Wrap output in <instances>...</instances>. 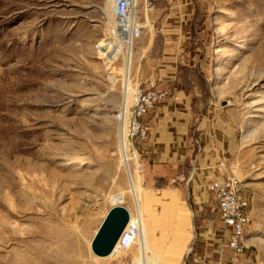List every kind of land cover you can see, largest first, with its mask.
I'll use <instances>...</instances> for the list:
<instances>
[{
    "label": "rangeland",
    "instance_id": "374dc122",
    "mask_svg": "<svg viewBox=\"0 0 264 264\" xmlns=\"http://www.w3.org/2000/svg\"><path fill=\"white\" fill-rule=\"evenodd\" d=\"M108 2L0 0V264H134L141 256L137 246L98 258L90 246L112 206L135 214L119 146L125 58L107 64L99 47L113 40ZM195 2L197 69L184 75L199 82L207 110L235 127L227 174L251 199L248 253L231 261L264 264V0ZM144 18L143 36L134 41L133 86L141 82L147 40L157 33L150 14ZM199 150L195 143L194 155ZM132 165L149 220L169 222L168 211L188 202L195 173L185 168L174 183L143 157L141 172ZM148 237L150 243V227Z\"/></svg>",
    "mask_w": 264,
    "mask_h": 264
},
{
    "label": "crops",
    "instance_id": "0c3cea01",
    "mask_svg": "<svg viewBox=\"0 0 264 264\" xmlns=\"http://www.w3.org/2000/svg\"><path fill=\"white\" fill-rule=\"evenodd\" d=\"M151 1L156 9L150 13V19L157 26V33L147 40L137 78L144 89L149 88L150 82L157 81L158 88L167 90L169 96L152 113L150 120L144 121L149 125L150 134L140 147L141 155L148 169L166 171L168 181L171 178L170 181L177 183L185 168L190 167L191 173H195L189 177L190 210L186 206L188 202L181 208L169 210L167 223H152L146 214L150 221L151 248L159 255L161 264H180L194 243V221L196 246L187 264L243 261L248 252L237 255L227 247V233L221 223L218 203L207 189L210 182L221 180L228 173L226 161L237 145L236 129L219 112L212 108L207 110L209 101H205L199 82L195 78L186 79L184 75L185 71L197 69L198 53L192 44L196 2ZM195 143L201 146L196 155Z\"/></svg>",
    "mask_w": 264,
    "mask_h": 264
},
{
    "label": "built area",
    "instance_id": "2783aa9c",
    "mask_svg": "<svg viewBox=\"0 0 264 264\" xmlns=\"http://www.w3.org/2000/svg\"><path fill=\"white\" fill-rule=\"evenodd\" d=\"M140 6L145 12V18L156 9V5L151 0H139L137 4L132 0H114L115 19L134 41L142 38L145 28ZM133 88L135 93L131 103L121 118L122 122L126 123L122 137L125 139L131 162L138 164L141 172L140 147L150 134L149 126L144 121L168 98L169 94L167 90L158 88L157 81L150 82L148 89H144L141 83L134 84ZM173 182L176 183L175 180ZM207 189L218 203L221 223L227 233V247L237 255H243L247 249L245 238L252 223L251 199L245 187L235 175L226 174L221 180L210 182ZM139 236L138 226L132 225L129 229L126 228L117 244L119 251L127 252L139 242Z\"/></svg>",
    "mask_w": 264,
    "mask_h": 264
},
{
    "label": "bare ground",
    "instance_id": "6f19581e",
    "mask_svg": "<svg viewBox=\"0 0 264 264\" xmlns=\"http://www.w3.org/2000/svg\"><path fill=\"white\" fill-rule=\"evenodd\" d=\"M132 1L136 4L138 3V0H132ZM107 9L109 11V12L107 11L109 15L111 14L110 19L112 20L113 18H115L114 0H109V2L107 3ZM149 21H150L149 18H147L148 23ZM115 25L116 26L118 25L116 27L118 30L117 35H114ZM128 34L129 33H127V30H123L120 27L119 23L117 22V19H115L113 26L110 28V37L113 39L111 40L112 42L105 41L99 45L101 49L102 58L106 60V62H108L107 64L111 65L113 60L117 59L119 56H124L125 58V67L123 73V80L125 82V95H124L125 97H124L123 105L121 107L120 115L118 116L119 120H121L123 113L127 110L128 106L130 105L132 96L135 93V90L133 88L134 86L133 84H131L133 58H134V40L131 38L130 34L129 35ZM120 125L121 127H120L119 146H120V154H121V164L127 175L129 189H130L129 192L133 198V205L135 209V214L130 210H128L131 218L127 229H129L132 225H136L139 227L140 230L139 242L136 245L130 247L129 250L137 246L140 250L141 256L137 257L134 260V264H161L160 257L151 249L148 240L149 239L148 227H150V221L146 218V205L143 197L144 192L142 188L139 187L140 185L136 179V176L134 175L135 172L133 173V167H132L133 165L129 155L127 154L128 152L127 145L125 139H123L122 137V133L126 129V123L122 122L121 120ZM137 171H138V167H137ZM138 174L140 175L141 173L138 172ZM119 201H123V199ZM120 253H125V252H120L119 246L116 245L114 252L107 258L109 259L115 258Z\"/></svg>",
    "mask_w": 264,
    "mask_h": 264
},
{
    "label": "water",
    "instance_id": "95a60500",
    "mask_svg": "<svg viewBox=\"0 0 264 264\" xmlns=\"http://www.w3.org/2000/svg\"><path fill=\"white\" fill-rule=\"evenodd\" d=\"M190 182L191 181L189 179L187 186H189ZM188 205L191 208L189 201ZM130 218L128 209L123 205H114L110 208L91 243V251L96 257L107 258L114 252L122 233L129 225ZM193 226L195 228L194 221ZM194 235V243L186 254L184 264H186V260L189 258L196 246V231L194 232Z\"/></svg>",
    "mask_w": 264,
    "mask_h": 264
}]
</instances>
